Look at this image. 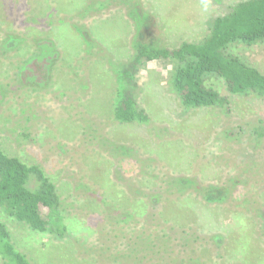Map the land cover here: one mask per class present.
Returning <instances> with one entry per match:
<instances>
[{
	"label": "rangeland",
	"instance_id": "obj_1",
	"mask_svg": "<svg viewBox=\"0 0 264 264\" xmlns=\"http://www.w3.org/2000/svg\"><path fill=\"white\" fill-rule=\"evenodd\" d=\"M238 1L0 0V144L46 170L70 224L59 238L0 210L34 264H264V138L251 133L264 126V98L230 95L231 114L187 110L169 87L171 63L147 61L133 89L151 122L109 114L138 22L175 48L201 40ZM229 51L264 73V43ZM223 186L225 200L205 198Z\"/></svg>",
	"mask_w": 264,
	"mask_h": 264
},
{
	"label": "trees",
	"instance_id": "obj_2",
	"mask_svg": "<svg viewBox=\"0 0 264 264\" xmlns=\"http://www.w3.org/2000/svg\"><path fill=\"white\" fill-rule=\"evenodd\" d=\"M89 5L91 7L87 9L97 8L96 4ZM130 15L138 19L132 11ZM137 26L139 36L132 41V58L116 70L119 86L109 114L117 123L146 125L151 122L150 114L141 107L133 89L137 84L136 74L147 61L165 60L171 63L169 87L187 110L217 108L231 114L233 107L230 95L244 99L264 98V73L229 51L234 45L254 46L264 43V0L236 2L227 13L213 20L209 33L201 40L184 41L175 48L162 44L159 39L145 37L148 30L145 31L139 22ZM149 30L155 31V28L149 25ZM80 33L83 42L88 46L93 45L88 31ZM213 80L221 81L229 94L223 95L209 86L208 82ZM251 133L253 140H261L264 138V126L252 127ZM234 136L236 133L232 129L224 132V137ZM32 180L37 183L35 188L29 187ZM229 193V188L225 186L209 188L208 197L205 195V198L210 202H220ZM0 210L5 216L29 226L36 233H49L62 238L70 229L63 196L46 170L40 165L11 156L1 144ZM128 212H124L125 218L132 216ZM180 262L202 264L199 258L180 259ZM0 263L34 264L16 247L9 228L2 221Z\"/></svg>",
	"mask_w": 264,
	"mask_h": 264
}]
</instances>
